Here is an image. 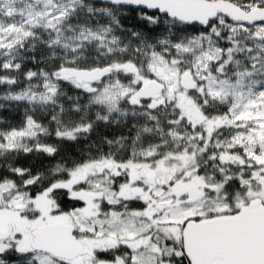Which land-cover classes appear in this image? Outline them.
<instances>
[{
    "label": "snow or ice",
    "instance_id": "6c2138e0",
    "mask_svg": "<svg viewBox=\"0 0 264 264\" xmlns=\"http://www.w3.org/2000/svg\"><path fill=\"white\" fill-rule=\"evenodd\" d=\"M0 264H264V0H0Z\"/></svg>",
    "mask_w": 264,
    "mask_h": 264
},
{
    "label": "trees",
    "instance_id": "16d2710c",
    "mask_svg": "<svg viewBox=\"0 0 264 264\" xmlns=\"http://www.w3.org/2000/svg\"><path fill=\"white\" fill-rule=\"evenodd\" d=\"M6 115H7V113H6ZM30 159H31V158H27V159L23 160L22 162L25 163V164H27V163L29 162ZM39 163H40V161H37V164H39Z\"/></svg>",
    "mask_w": 264,
    "mask_h": 264
}]
</instances>
